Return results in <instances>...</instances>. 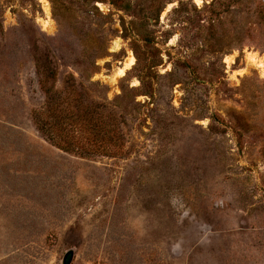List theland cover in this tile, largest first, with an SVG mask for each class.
<instances>
[{
	"label": "rangeland",
	"instance_id": "rangeland-1",
	"mask_svg": "<svg viewBox=\"0 0 264 264\" xmlns=\"http://www.w3.org/2000/svg\"><path fill=\"white\" fill-rule=\"evenodd\" d=\"M44 1L0 0V264H264V0ZM36 60L135 95L126 158L37 134Z\"/></svg>",
	"mask_w": 264,
	"mask_h": 264
},
{
	"label": "trees",
	"instance_id": "trees-1",
	"mask_svg": "<svg viewBox=\"0 0 264 264\" xmlns=\"http://www.w3.org/2000/svg\"><path fill=\"white\" fill-rule=\"evenodd\" d=\"M39 67L36 60L41 104L29 112L37 134L50 146L79 158H126V126L133 118L135 95L130 106L121 105L123 97L110 103L95 101L88 91L77 89L72 77L57 91L52 86L55 72L43 75Z\"/></svg>",
	"mask_w": 264,
	"mask_h": 264
},
{
	"label": "bare ground",
	"instance_id": "bare-ground-1",
	"mask_svg": "<svg viewBox=\"0 0 264 264\" xmlns=\"http://www.w3.org/2000/svg\"><path fill=\"white\" fill-rule=\"evenodd\" d=\"M194 2L197 5H200V3H201L200 0H194ZM41 3L43 4L44 11H45L46 15L48 16V4H47V2L44 1V0H41ZM43 26L44 27H47L48 26V22H43ZM249 61H250L251 64L257 65L258 68H261V69L264 68L263 63L261 61H259L255 55H251L250 54L249 55ZM224 63L229 68V64L231 63V61L228 60V59H225L224 60ZM133 65H134V60H133V58L130 57L128 59L127 63L123 66V68H121V69H119V70L116 71V74L115 75H117V77H123L124 72L127 71V70H129V68L131 66H133Z\"/></svg>",
	"mask_w": 264,
	"mask_h": 264
},
{
	"label": "water",
	"instance_id": "water-1",
	"mask_svg": "<svg viewBox=\"0 0 264 264\" xmlns=\"http://www.w3.org/2000/svg\"><path fill=\"white\" fill-rule=\"evenodd\" d=\"M73 258L72 252H68L65 256L64 263L63 264H70Z\"/></svg>",
	"mask_w": 264,
	"mask_h": 264
}]
</instances>
